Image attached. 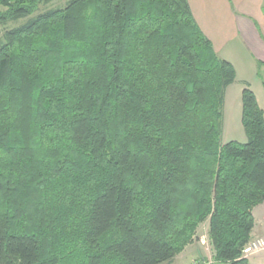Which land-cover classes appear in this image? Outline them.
<instances>
[{
	"label": "trees",
	"instance_id": "trees-1",
	"mask_svg": "<svg viewBox=\"0 0 264 264\" xmlns=\"http://www.w3.org/2000/svg\"><path fill=\"white\" fill-rule=\"evenodd\" d=\"M3 39L0 264L170 263L206 218L215 261L250 264L264 111L243 88L246 141L220 142L235 69L187 0H69Z\"/></svg>",
	"mask_w": 264,
	"mask_h": 264
},
{
	"label": "crops",
	"instance_id": "crops-1",
	"mask_svg": "<svg viewBox=\"0 0 264 264\" xmlns=\"http://www.w3.org/2000/svg\"><path fill=\"white\" fill-rule=\"evenodd\" d=\"M187 1L194 20L216 54L229 61L235 73L237 61L254 65L257 62L259 66L264 63V0ZM261 70L264 73L262 67ZM252 214L251 235L264 237V201L253 208Z\"/></svg>",
	"mask_w": 264,
	"mask_h": 264
},
{
	"label": "rangeland",
	"instance_id": "rangeland-1",
	"mask_svg": "<svg viewBox=\"0 0 264 264\" xmlns=\"http://www.w3.org/2000/svg\"><path fill=\"white\" fill-rule=\"evenodd\" d=\"M69 0H49L46 3L39 5L38 9L29 17L18 20H9L4 24H0V44L4 42V31L18 27L24 24L32 16L50 9L62 8ZM4 7L0 5V12ZM236 75L232 84H230L224 91L223 103L221 108V136L220 142L222 144L228 141H237L244 143L246 136L241 123V91L247 87L256 96L258 104L264 109V73L259 67L258 63L255 65L248 62H236ZM209 221L206 218L200 223L192 238L183 250L170 262L162 264H220L214 259V250L208 237ZM254 238L252 235L250 239ZM264 238V237H261ZM249 242V241H248ZM247 242V243H248ZM250 264H263V257L244 256Z\"/></svg>",
	"mask_w": 264,
	"mask_h": 264
},
{
	"label": "built area",
	"instance_id": "built-area-1",
	"mask_svg": "<svg viewBox=\"0 0 264 264\" xmlns=\"http://www.w3.org/2000/svg\"><path fill=\"white\" fill-rule=\"evenodd\" d=\"M242 254L246 257H258L259 255H261L263 257L264 264V238H251L249 242L243 247Z\"/></svg>",
	"mask_w": 264,
	"mask_h": 264
}]
</instances>
